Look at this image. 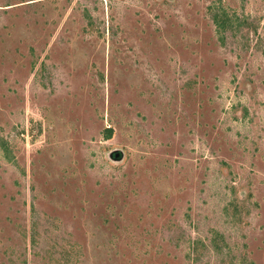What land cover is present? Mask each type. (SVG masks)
<instances>
[{
	"label": "rangeland",
	"instance_id": "obj_1",
	"mask_svg": "<svg viewBox=\"0 0 264 264\" xmlns=\"http://www.w3.org/2000/svg\"><path fill=\"white\" fill-rule=\"evenodd\" d=\"M0 264H264V0H0Z\"/></svg>",
	"mask_w": 264,
	"mask_h": 264
},
{
	"label": "trees",
	"instance_id": "obj_2",
	"mask_svg": "<svg viewBox=\"0 0 264 264\" xmlns=\"http://www.w3.org/2000/svg\"><path fill=\"white\" fill-rule=\"evenodd\" d=\"M215 20H216V24L218 25L219 28L220 27H223L224 28V21H221L219 19V17H217V16L215 17ZM104 132H105V138L106 139L111 138V136H112V129H111V127H106L104 129Z\"/></svg>",
	"mask_w": 264,
	"mask_h": 264
},
{
	"label": "water",
	"instance_id": "obj_3",
	"mask_svg": "<svg viewBox=\"0 0 264 264\" xmlns=\"http://www.w3.org/2000/svg\"><path fill=\"white\" fill-rule=\"evenodd\" d=\"M112 159L118 160L122 157V152L120 150H115L110 154Z\"/></svg>",
	"mask_w": 264,
	"mask_h": 264
}]
</instances>
